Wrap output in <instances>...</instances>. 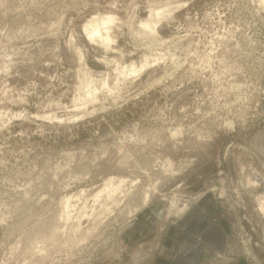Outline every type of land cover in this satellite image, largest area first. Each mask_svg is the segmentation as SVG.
Returning a JSON list of instances; mask_svg holds the SVG:
<instances>
[{
    "label": "rangeland",
    "instance_id": "374dc122",
    "mask_svg": "<svg viewBox=\"0 0 264 264\" xmlns=\"http://www.w3.org/2000/svg\"><path fill=\"white\" fill-rule=\"evenodd\" d=\"M207 197L264 264V0H0V264H150Z\"/></svg>",
    "mask_w": 264,
    "mask_h": 264
},
{
    "label": "crops",
    "instance_id": "0c3cea01",
    "mask_svg": "<svg viewBox=\"0 0 264 264\" xmlns=\"http://www.w3.org/2000/svg\"><path fill=\"white\" fill-rule=\"evenodd\" d=\"M229 227L212 197L169 230L162 253L150 264H235L228 261Z\"/></svg>",
    "mask_w": 264,
    "mask_h": 264
},
{
    "label": "bare ground",
    "instance_id": "6f19581e",
    "mask_svg": "<svg viewBox=\"0 0 264 264\" xmlns=\"http://www.w3.org/2000/svg\"><path fill=\"white\" fill-rule=\"evenodd\" d=\"M159 12V11H158ZM166 14V13H165ZM156 17H160L159 13L156 14ZM155 15H151L150 19H148L145 23H143V28L151 32V34L156 33V27L160 23V18L158 20H155ZM162 18V17H161ZM91 21V20H90ZM114 18L112 17H105V18H97L91 22H88V25L86 24V33L88 38L94 43L95 41L97 42L98 40L101 41L103 45L106 47H109V43L111 42L110 36H109V31L111 29V25L114 23ZM105 31V32H104ZM146 62V61H145ZM148 66V62L142 66V69L146 68ZM137 69H133L131 72L134 74L137 73ZM132 73V74H133ZM130 74V73H129ZM124 181H120V183H123ZM118 188H113L112 185L107 184L105 187V190L107 191V195L109 197L113 196L114 192ZM102 191V192H103ZM99 197V196H98ZM70 200V199H69ZM69 201H66V205H68ZM263 208V207H262Z\"/></svg>",
    "mask_w": 264,
    "mask_h": 264
}]
</instances>
